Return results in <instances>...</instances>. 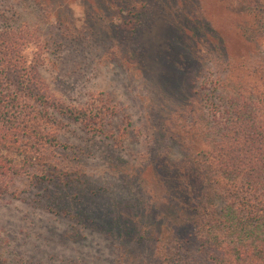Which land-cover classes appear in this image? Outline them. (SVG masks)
I'll return each instance as SVG.
<instances>
[{
	"label": "rangeland",
	"instance_id": "obj_1",
	"mask_svg": "<svg viewBox=\"0 0 264 264\" xmlns=\"http://www.w3.org/2000/svg\"><path fill=\"white\" fill-rule=\"evenodd\" d=\"M0 12L32 32L48 91L101 115L53 112L69 183L18 178L0 195V264L162 263L180 194L170 159L194 153L188 138L211 118L203 77L228 57L240 75L263 61L264 0H0ZM147 218L159 233L143 234Z\"/></svg>",
	"mask_w": 264,
	"mask_h": 264
},
{
	"label": "trees",
	"instance_id": "obj_2",
	"mask_svg": "<svg viewBox=\"0 0 264 264\" xmlns=\"http://www.w3.org/2000/svg\"><path fill=\"white\" fill-rule=\"evenodd\" d=\"M7 19L0 12V195L18 178H60L67 185V169L54 157L53 112L86 122L100 112L54 97L39 72L37 49L28 51L32 32ZM259 62L240 65L247 67L240 75L228 57L217 65L223 73L203 77L198 86L197 100L211 118L202 116L197 139L188 138L196 151L170 159L177 163V172L170 168L174 184L179 177V209L170 211L178 214L166 222V241L157 239L160 264H264V59ZM71 198L82 202L78 191ZM140 226L143 234L147 226L159 233L148 218Z\"/></svg>",
	"mask_w": 264,
	"mask_h": 264
}]
</instances>
